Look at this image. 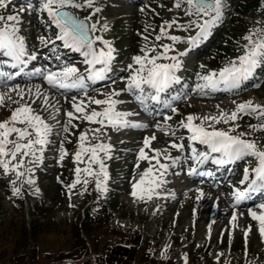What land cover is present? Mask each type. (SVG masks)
<instances>
[{
  "label": "rangeland",
  "instance_id": "rangeland-1",
  "mask_svg": "<svg viewBox=\"0 0 264 264\" xmlns=\"http://www.w3.org/2000/svg\"><path fill=\"white\" fill-rule=\"evenodd\" d=\"M38 1H40V5ZM230 1L231 0H223L222 16H220L216 22L211 25L207 33L196 42L207 40L211 31L217 26L225 24L224 20L227 19L226 13ZM254 1L255 4H252L251 8L247 10L246 13L238 17L241 19V23L244 24L242 26H245L247 29L246 34L240 36L230 34L229 38L225 39L223 37L221 40L224 44L230 40H236L238 44H233L229 47V55L223 58V61L221 60L222 62L219 66H213V62H216V54L220 52V49L211 57L208 58L207 56L211 51L210 49L216 50L214 45L219 39L217 37L215 38L213 47L212 42L214 40L211 41V39L202 47L203 50H205L204 53L201 50H199L200 53L188 52L191 48V46L187 45L189 43V38L197 37L200 29L198 27L199 24H194V8L193 6H189L186 0H181V6L179 8L176 7V1L166 2V0H138V2L134 4L127 3V0H94L92 7H88L86 0H75L76 3L82 4L84 7L66 8L80 17L87 19L90 17L89 20L91 24H95L96 27L106 24L108 30L105 31L104 28H102V30L98 32V37H102L103 40L109 41L112 47H115L116 41L120 40L121 45L127 50V55L122 52L121 54H117V51H114L117 60L113 67L112 76L121 77V72L125 70V72L128 73L127 79H129L130 76L134 74L135 69L138 68L133 65L134 61L132 60L137 52L135 46L137 40L139 38L143 39L145 43H149L146 44L147 46L152 43L151 47H156V52H149V56L162 53L164 51L162 45L170 44L171 40L167 39V37H162L161 40L157 41L155 37L160 35L161 26L165 21H177V24H174L168 29V34L175 36L182 35L184 36L183 40H188L175 43L178 49H182L184 53V55H181L177 60L180 65L184 67L187 74L190 75L191 81H193V88L197 91L199 90L197 85H203L205 83V81L200 79L201 76L208 75L211 72L218 73L223 68L229 66L231 62L237 61L238 58L244 55L248 50L252 41L247 40L246 37L257 30L264 17V0ZM13 2H17V0ZM247 2H249V0H244V3L241 4L240 12L245 10ZM44 3L45 0H33V2L28 4H17L16 7L12 8H15L13 15H19V21H0V27H3L5 24L12 25L13 23L18 27L19 24H21L22 27L17 35L23 39L24 46L26 45L33 51L32 53L29 51L27 52L31 57H34L33 55L40 49L38 38L42 39L41 34L43 33V35L46 36V40L49 37V34L42 31L38 25L39 18H37V16L40 15L38 11L45 12L48 15L47 11L43 9ZM97 7L101 9L100 12H95V8ZM4 11L5 9L0 8V15H11L8 10L6 13H4ZM189 12L192 14L189 15ZM213 16H215V13H212L210 16H205V19L200 24H203L205 20H211ZM48 17L51 22L54 21L50 15H48ZM20 21L23 22L20 23ZM239 21L240 20L237 19L232 22L231 25L228 22L226 23L229 24L228 27L231 32L239 30ZM113 24L114 27L112 26ZM179 25H184L185 27L181 28ZM186 25L191 26L186 27ZM144 37H148V39L145 40ZM51 38L54 40L50 42L48 47L56 44L58 36L53 35ZM262 41H264V39ZM145 43L143 44L145 45ZM59 48L60 47H56V52L60 50ZM223 52L226 51H222L218 54L224 56ZM15 62L20 63V60L15 59ZM203 62H205L207 66H203ZM129 65H132V68H129ZM256 68L257 67L253 69L247 79L241 81L239 85L241 88H237L240 90L247 87L244 96H231L234 92L229 90L225 92L227 95H220L216 100L212 101L216 98L215 96H217V93L221 92L213 93L212 88L210 90H204V88V91L211 93L209 95L210 98L194 96L190 104L188 106L185 105L186 107L183 109L187 115H184L182 110L176 107L177 114L180 115L181 118H184V122H187L186 117L189 115L203 118L218 117L221 113L231 114L236 110L237 105L247 101H251L253 105L264 106V73L259 77L255 72L257 70ZM262 70L264 71L263 68L258 69V71ZM30 81L31 79H27L16 82L18 84H9L5 83L4 80H0V86L3 88L0 93L6 94L5 102L0 106V122L8 120L15 108L27 104L31 107L35 106L40 110H45L48 119L52 120L50 122L52 133L48 137L50 143L43 149L42 160L38 162L33 163L34 157L31 155L26 157L18 155L15 161L11 160V156L3 157V159L10 161V168L18 161L23 160V167H21L19 171L23 172L24 175L18 177L16 171L10 170L5 172L4 169L0 167V264H5L11 259L9 248H12L16 244L15 238L18 236L19 228L10 224L9 219L20 216L22 220L29 224L33 220V215L30 213L31 209L29 207L34 210L33 212L35 215H41L34 207V205L38 203L49 204L48 208H51V220L55 222V224L50 227L45 225L38 230L36 233L37 236L34 238V247H31L27 252L22 251L20 257L16 258L17 261L15 264H75L71 263L69 259L60 258L58 253L61 252L63 245H65V242L71 237L70 235L73 230L71 227V220L74 218L73 216L78 213L79 206L85 199L84 196L87 189L85 190V185H83V183L77 184V186L71 190V198H69V189L66 186L63 187L62 182L59 181L62 177L59 178L58 176H63L68 168H72L73 176L71 183L75 181V168L77 166L81 168L86 166L85 164L78 165L74 159V154L79 148V136L81 132H88L90 142L95 144L98 141L91 139L93 135L91 129L100 128L101 126L99 124L91 125L90 123L79 122L82 118L77 120L73 119L71 124L68 123V119H63L64 121L62 120V123H58L60 122L59 119L65 118L67 115H64V111H62L60 113V118L58 115L53 117L50 112L55 113V108L57 107L53 108L50 104L42 102L43 90L40 89V85L25 86ZM38 82H40V80H38ZM121 84L124 85V82H121ZM3 86H8V88ZM126 86L127 83H125V87ZM42 87L44 90H47L43 84ZM14 88H18L19 92L13 91L12 89ZM37 91L40 93L39 96H37ZM57 91L61 94L58 88ZM52 93L57 95V97L59 96L58 93H54V91H52ZM174 93L178 95L179 91H175ZM7 97H10V99ZM188 99H191V97L187 98L186 101H188ZM95 106L97 109L100 107V105ZM60 107H62L66 113L71 111L65 109L62 104ZM104 107L105 105H103L102 109ZM119 107L123 106L119 104ZM134 108L136 109L137 106L134 105ZM255 114L256 113H241L236 121H229L228 123H235V131L233 133L230 132V134L241 135L248 132L249 137L252 138V141L256 142L258 148L264 150V129L258 128L257 130H253L251 127L254 126L253 122L257 119ZM76 116L81 117L78 115ZM53 118L55 120H53ZM57 118L59 119L56 121ZM199 120L200 122H204V124L207 122L210 124L216 122L211 120L206 122L203 119H198V122ZM194 123L196 124L195 121ZM223 123V121L219 122V124ZM73 125H75V127H73ZM201 125L203 126V124ZM16 126L25 127L26 125L17 124ZM64 126H67V132L64 131ZM223 130L226 131L229 129ZM29 131L33 130L29 129ZM138 134L140 133L136 131L134 135L123 136L120 133L115 134L111 129L102 128V134L99 137V142L111 145V152L109 153L110 158L105 156L104 153H101V157L104 159L107 168L108 179L106 180L107 191L98 190V204L104 205L108 203L109 214L111 215L110 226L112 230L115 229L124 232H129V230H132V232L141 230V233L143 232L147 238H150L152 244L158 245L160 256L172 254L176 264H264V237H262L258 231L259 222L249 217L245 218V216H243L244 213L237 214L232 213V210L228 211L229 208H232V205L229 204L230 197L227 196L230 192L235 195L238 186L241 184L239 183L241 182L240 180H244V177H242L244 175L243 165H247L252 159L257 157L250 156L249 159L240 161L237 168L238 173L230 180L226 187L221 186L225 179L220 180L221 183H219L220 181L216 182L215 186H221L222 191L217 188L214 189L212 187L213 185L206 186L204 192L203 189L200 188L203 192V196L198 199L197 197L200 195L198 190L200 189L194 191L189 187L190 193L182 191L185 183L181 181V179L183 180V176H175L179 178L172 179L171 176H173V173L167 172L163 174V177H160L164 181V183L161 184V194L157 198H155L153 194L151 199H148L145 194L144 199H140L139 196L134 197L132 195L133 185L140 179V176L148 167L156 165V163L151 162L150 165L148 161L146 162V160H144L141 161V166L137 167L139 163V149L143 147V142L140 144V142L134 141ZM34 135L33 132V138ZM171 135L174 136L175 134ZM163 139L164 141L161 142V144L164 145L167 142L164 135ZM9 140L16 141L17 134L13 133L9 137ZM185 140L187 141L189 139L185 138ZM184 144L186 143L184 142ZM158 145L162 146L160 144ZM12 147V144L8 145L10 150ZM72 147H75L74 151ZM62 148L67 151V155L64 157L63 161L60 160ZM166 149L167 146L160 147L159 150L162 152L160 156L161 159H163V151ZM185 149H187V146H185ZM194 149L196 155H201L202 148L199 145L191 144L189 146L190 154L186 155V160H188V158H190V160L193 158ZM145 151L147 154L151 151L150 157L152 156V147L151 149L150 147L146 148ZM37 155H41V153L38 152ZM209 156L208 154V157ZM87 158V156L84 157L85 160H87ZM196 162L195 160L194 163ZM243 162L245 163L243 164ZM257 165L258 164H256L255 169ZM187 166L188 164H181L179 167H172L171 169L184 170ZM95 167L98 169V165H93V168ZM154 172L157 176H160L158 165L156 169H154ZM40 173L44 174L43 181L48 186V189L45 191L46 193L43 192V184L39 181ZM30 176L35 180L34 184H28L26 182ZM255 176L256 174L254 172L253 177ZM85 178L89 180L86 174L81 173V180L83 181ZM195 186H197L196 188L199 187L197 184H195L194 187ZM14 188L20 189L18 195L13 193ZM37 189H39L38 192L36 191ZM216 192H219V195L214 199ZM222 196H225L226 199L223 200ZM223 201L224 204L222 207L224 208L221 207ZM211 205H213V209L207 210ZM262 211H264V209L257 213L259 214ZM104 212L105 210L101 214ZM233 215L236 216L235 221L232 220ZM95 218L99 217L97 216ZM249 228L251 231H248ZM101 233L106 234L111 243L119 239L116 233ZM72 246L73 244L69 247ZM188 258L190 260L187 262ZM86 260L88 259H85V261ZM90 260L91 258H89L88 261Z\"/></svg>",
  "mask_w": 264,
  "mask_h": 264
},
{
  "label": "snow or ice",
  "instance_id": "snow-or-ice-1",
  "mask_svg": "<svg viewBox=\"0 0 264 264\" xmlns=\"http://www.w3.org/2000/svg\"><path fill=\"white\" fill-rule=\"evenodd\" d=\"M88 7H92L94 0H86ZM189 6L195 7L197 13H203L205 16H210L212 13H215V16L211 20H205L203 24H199L200 29L197 37H190L189 41L191 43H196V41L202 38L212 24L222 16L223 10V0H186ZM4 0H0V8L6 7ZM55 6V7H53ZM181 6V0H176V7ZM66 7L73 8H82L84 5L76 3L75 0H45L43 4V9L47 11L57 26L61 30V35L58 37L61 40H64L69 47L81 48L87 46L89 49L85 53L86 56H91V59L88 61L92 65V69L89 73V79L98 80L103 79L104 73L107 71V64L112 58L113 48L109 41L103 40L102 37H96V39L101 40L106 46L107 51L103 49L97 53L92 45L94 40L90 39L88 33L96 30V25L92 24L91 27L86 23L85 20H80L75 17L72 13L63 11ZM99 7L95 8V12H100ZM189 15L192 13L189 12ZM90 19V17L88 18ZM0 21H11L18 22L19 15H0ZM178 22L175 20L165 21L161 26L160 35H157L155 39L157 41L161 40L162 37H167V39L178 42L181 41V37L175 35H169L168 29H170L174 24ZM191 25H189L190 27ZM179 27L184 28V25H179ZM104 30L107 31L108 27L105 24ZM19 29L16 27L15 23L12 25L5 24L3 27H0V49L6 50L8 56L20 60L24 54V43L23 39L17 35ZM145 40L148 37H144ZM247 40L252 41V36L246 37ZM164 51L158 53L155 56H149V52H156V47L147 48L144 55L135 56L134 62L136 65H139V68L135 69L134 74L130 76L127 86L123 91L134 92L139 91V93L144 92V85H148L151 88L156 90L157 95L153 96L152 99H159V93L164 91V89L169 86V84L174 83L178 80L176 76V71L181 67L177 57H169L167 53L172 49V45L165 44L162 45ZM264 58V41L259 43L253 41L252 46L246 53L238 58L237 61H233L229 66L223 68L221 71L211 72L208 75H203L200 77L201 80L205 81L203 85H197L198 89L204 88H213L216 89L219 85H224L226 87L235 88L238 87L242 80L247 79L252 73L253 69L257 66L260 60ZM161 59H168L173 61V63H158L157 61ZM97 64L105 65V67L96 69ZM129 68H132V65H129ZM78 69L75 67H67L62 72H51L46 76L48 84L53 87L60 88H76L83 87L84 77L77 76ZM146 73V75H145ZM75 77V79H73ZM13 91H18V88L12 89ZM40 93L37 91V96ZM121 95V92L112 91L108 94L105 99H92L90 103L96 105H105L102 111L92 110L91 112L86 111V106L83 101L73 104L76 113L82 114L81 117L74 115L72 111L67 112L68 123L71 124L73 119L82 118L85 121L96 123L101 125L100 128L91 129L92 137L98 142L92 144L90 142L88 132H81L79 136V148L74 154V159L76 163L85 164L84 168L77 166L75 168V181L67 185L71 198V190L74 189L77 184L83 183L87 185L89 180L87 178L81 180V173L86 174V177H94L96 180V187L98 190L107 191L106 180L108 179V172L105 165L104 159L101 157L100 153H104L105 156L110 158L109 153L111 152V145L99 142V137L102 134V128L110 125L114 128H145L147 125L144 124H132L126 117L132 115V113L120 112L117 111L116 106L121 103V101L115 99ZM10 99V97H7ZM140 98V97H138ZM6 94L0 93V106L5 102ZM47 102V101H45ZM172 111L175 112L177 109L172 108ZM250 114V113H259L260 116L264 117V106L253 105L251 101L241 103L237 105L235 111L231 114L221 113L218 117H195L189 115L186 117L187 122H181V126L188 129L191 133V139L193 141H199L200 143L209 145L211 151L214 153H222L223 157L227 159L240 158L242 156H255L259 160V166L255 169L256 179L251 181V187L255 188L258 185V182L264 184V151L259 150L255 141L244 139L241 135H231V131L235 129H230L229 131H220V130H208L202 125L195 124L194 121L197 119H203L204 121H216L217 123L223 121L228 123L229 121H236L239 118V114ZM171 119V117H167ZM26 125L25 127H17L16 125ZM75 127V125H73ZM159 128L160 126L157 125ZM253 130L264 129V125L260 126H251ZM32 129L33 131H29ZM64 131L67 132V126H64ZM34 132V138H33ZM17 134V140L11 141L9 137L13 134ZM52 133V127L47 124L40 115L35 114L34 110L30 105H22L17 107L11 114L8 120L0 122V167L4 169L5 172L16 171L17 176H23L24 173L20 172L19 169L23 167V160L18 161L15 165L10 168V161L3 159V157L11 156V160H17V156H29L34 157L33 163L42 160V152L44 147L50 143L48 137ZM156 139V136L146 137L143 141V147L139 149L138 159L147 160L151 165L152 160L156 161V165H151L148 167L140 176V179L133 185L132 195L139 196L140 199H144L145 194L148 199L152 198L153 194L156 193L164 181L157 176L154 172L157 165L159 170L166 172L168 170V165L160 163L159 157L162 155L161 150L155 149V155L149 156L145 151L146 148L150 147L152 141ZM24 141V142H21ZM12 144L13 147L10 150L8 145ZM39 146V147H37ZM177 149H183V144L173 143L171 145ZM41 155H37V153ZM193 158L197 163H201L208 158V154L204 153L201 155L195 154V149L193 150ZM67 155V151L63 148L60 153V160L63 161L64 157ZM87 156V160L84 157ZM166 159H173L171 156L165 155ZM176 161L173 160V163ZM216 163H223L222 159H217ZM93 165H98V170L93 168ZM139 167V164H137ZM31 171V170H29ZM195 169L191 170V173H194ZM190 173V174H191ZM28 184H34L35 180L30 176L27 181ZM86 190V188H85ZM37 192L39 189L36 190ZM200 195L198 199L203 196L202 190H198ZM13 193L18 195L20 193L19 188H14ZM245 195L244 192L237 190L235 193L237 201H239ZM261 209H264V204L260 205ZM251 218L259 222L258 231L262 237H264V211L259 214L256 211L250 212ZM232 220H236V216H232ZM248 231H251L249 228Z\"/></svg>",
  "mask_w": 264,
  "mask_h": 264
},
{
  "label": "trees",
  "instance_id": "trees-1",
  "mask_svg": "<svg viewBox=\"0 0 264 264\" xmlns=\"http://www.w3.org/2000/svg\"><path fill=\"white\" fill-rule=\"evenodd\" d=\"M252 4H255L254 0H249V2H247L245 12H247V10L251 8ZM43 207H42L43 209L42 208L38 209V211L40 210L39 212H41L42 215L40 216L34 215L33 220L29 224H27L24 220H22L20 216H15L9 219L10 224H13L19 228L18 236L17 238H15L16 244L12 248H9V254L11 255V258L14 261H16V258H18L21 255L22 251H25V248L31 244V241L33 243V240H35L34 238L37 236L36 233L38 230H40L45 225H48L50 227L53 224H55L51 220V210L47 209V206H43ZM86 218L87 215L85 213V215H82V217L78 220V222H76L72 226L73 229H75L73 235L74 239L77 241V244L84 245V247L86 246V241L88 240L94 242L100 241L99 235L93 236L96 232H98L99 230H101L102 232H107V231L109 232L110 229L108 226L109 220L107 216H105L103 220V224H99L97 221L95 222L88 221V219ZM143 239L144 238L140 237L138 240L135 241L136 244H139L140 242L143 241V244H141L143 248L140 249L139 251L138 248H134L136 244L130 247H123L121 245H116L117 243L116 241H114L113 244H109V242H106L104 247L100 250L93 247L91 248V253L95 252L94 255H96V257H94L92 261H88L84 263L97 264V260L100 261L101 259H103L104 262L103 263L99 262L98 264H163L162 261L158 259L156 256L155 258H152L154 255L152 254V252L147 253V251L150 250V248L147 244V241ZM23 241H26L28 244L23 245L21 247V243ZM62 252H64V250H62L61 253Z\"/></svg>",
  "mask_w": 264,
  "mask_h": 264
},
{
  "label": "bare ground",
  "instance_id": "bare-ground-1",
  "mask_svg": "<svg viewBox=\"0 0 264 264\" xmlns=\"http://www.w3.org/2000/svg\"><path fill=\"white\" fill-rule=\"evenodd\" d=\"M82 49H85L84 47H81ZM81 48H79V49H81ZM79 57V56H78ZM76 60H81V57H80V59L78 58V59H72L70 62L71 63H73V61H76ZM37 78H38V80H40V82L43 84V86L44 87H46L47 88V90H44L43 92L45 93V95L47 96V102L50 104V105H53V106H58L59 104H63V105H66L67 107L69 106V103H70V101H71V96H63L62 94H60L58 91H57V88L56 87H53L52 85H50V84H48V82H47V80L45 79V78H43L42 76H41V74H39V75H37ZM44 80H46V81H44ZM37 82V81H36ZM59 89V88H58ZM52 91H54V93H58V97H56V98H53L54 97V94L52 93ZM61 91V90H60ZM113 91V90H112ZM120 91H123L122 89H120ZM78 103H79V101H78ZM135 105V104H134ZM134 105H132L131 106V113H132V115L131 116H128L129 118H133V119H135V118H137V117H139L140 116V114H142V113H147V109H145V108H142V112L141 111H138L139 109H138V106H137V108L135 109L134 108ZM45 106V105H44ZM52 106V107H53ZM135 109V110H134ZM138 111V112H137ZM163 113H161L160 115H155V116H153V115H148V117H147V120L146 121H144V122H142V121H138L137 123H132V124H144V125H147V127H145L144 128V131H143V133H142V137H145L146 136V134H150V135H155L156 136V139L154 140V141H152L154 144H155V149L159 146L158 144H160V145H162V146H166L167 145V143L171 140V138L170 137H176V135H174V136H172L171 134H169L168 136H167V138H165L166 140H167V142H166V144H161V142H163L164 141V139H163V135L161 134V133H159V132H157V130L160 128V127H162L163 129H165L167 126H168V119H164L163 118ZM67 118V116H65V118H61V119H59L60 120V122H62V120L63 119H66ZM158 121H160L159 123L160 124H158ZM60 122H58V123H60ZM195 122H196V124H197V122H198V120H195ZM157 125H159L160 127L158 128L157 127ZM110 128H113L112 126H110ZM205 128H207L208 130H213V129H217V126H213V125H208V123H205ZM119 129H125V130H127L128 132H132L135 128H132V127H127V128H119ZM177 136H178V134H177ZM154 149V150H155ZM155 153V152H154ZM188 167V166H187ZM172 168V167H171ZM172 170V169H171ZM180 171H181V173L183 174L184 173V170H181V169H179ZM186 177H187V180L188 179H194L193 177H192V175H190V174H186ZM230 177V176H229ZM195 180V182H201V180L200 179H194ZM170 183V182H169ZM186 184V183H185ZM184 184V185H185ZM195 184H197V183H194V184H192L193 185V187H192V185H191V190H195V188L197 187V186H195L194 187V185ZM184 185H183V187H184ZM197 185H199V184H197ZM212 184H209V183H205L204 185H203V189L206 187V186H211ZM168 186H169V184H168ZM174 187V186H173ZM214 189L215 188H217V189H220V188H218V187H215V186H212ZM182 191H186V192H189L190 193V190L189 189H186V190H182ZM219 195V192H216V194H215V196H214V199H216L217 198V196ZM228 196V195H227ZM222 199L224 200V199H226V197L225 196H222ZM230 200V199H229ZM226 201H228V200H226ZM224 204V201L221 203V207H222V205ZM236 206H237V204H233L232 205V208H229L228 209V211H230V210H232V213H237V214H240V213H244V215L243 216H245V218H251V215H250V212L251 211H258V209H260V207L258 206V205H256V204H254V205H250L248 208H245V207H243V208H241V209H237L238 211H235V209H236ZM222 208H224V207H222ZM213 209V205H211V206H209L208 208H207V210H212ZM231 214V213H230ZM229 214V215H230ZM252 219V218H251ZM242 221V220H241Z\"/></svg>",
  "mask_w": 264,
  "mask_h": 264
}]
</instances>
